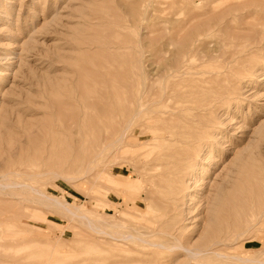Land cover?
<instances>
[{
    "label": "rangeland",
    "instance_id": "374dc122",
    "mask_svg": "<svg viewBox=\"0 0 264 264\" xmlns=\"http://www.w3.org/2000/svg\"><path fill=\"white\" fill-rule=\"evenodd\" d=\"M0 264H264V0H0Z\"/></svg>",
    "mask_w": 264,
    "mask_h": 264
},
{
    "label": "bare ground",
    "instance_id": "6f19581e",
    "mask_svg": "<svg viewBox=\"0 0 264 264\" xmlns=\"http://www.w3.org/2000/svg\"><path fill=\"white\" fill-rule=\"evenodd\" d=\"M177 24H180V22H178ZM179 32H181V31H179ZM205 32H206V30L204 29L203 24H201V25L195 26L192 30L188 31L186 34H184L181 37L178 35L179 36L178 41H179L180 44L178 45V47L172 53V56H171L170 59H173V61H168L167 65L165 66V68H168L169 70H172V72L174 71L175 73H179V74H190L193 77L195 75H201V73L196 70V67H195V72L194 73L190 72V71H191V69H194L193 68L194 66L191 67L192 61H202V62L205 63V62L211 61L212 58H213V57H211L209 55V52L203 50V48H205V43L203 42V37L205 36L204 35ZM170 59H168V60H170ZM193 65H194V63H193ZM195 79H197V78H195ZM190 80H191V78H190ZM191 83H193V81ZM199 89L197 88V90H199ZM190 95H192V94H190ZM153 104H155V102H153ZM137 105H138L137 106L138 109L143 108V110H144V106L145 105H144V102L142 100H140L139 104H137ZM136 113H137V109L133 108L131 114H129L128 116H126V117H124L122 119L120 126L115 130L113 135H111V137L109 139H108V137L104 138V142H102V143H101L102 140L100 141V143H101L100 146H103L104 148L105 147L109 148V147L115 146V145H117L119 143H122L126 138H128V137H126L127 136L126 134H127L128 124L131 122V120L136 115ZM140 113H141V111H140ZM159 115H166V113L163 112V113H160ZM168 116H171V115L169 114ZM124 122H126V123H124ZM202 149H201V151H202ZM42 196H44L45 198H48V199H52V198L48 197L46 194H44V193H42ZM52 200L55 201L57 204L62 205V203H60L59 201H57L55 199H52ZM131 237H135V236H133V235L123 236L124 239H128V238H131ZM139 240H141V242L143 241L142 239H139ZM143 243H145V242L143 241ZM146 244H148V243H146ZM154 245H156V247L158 246L157 248H160V249L164 248L163 245H159V244H152L151 246H154ZM175 247H177V246H175ZM172 248L174 249V247H172ZM172 248H170V249H172ZM175 249H177V248H175ZM181 249L185 250L186 248H181ZM162 250H165V249H162ZM186 250L188 251V253H190L191 257H195V256H198L200 254L197 251H191L189 249H186ZM205 253L206 252H204V254Z\"/></svg>",
    "mask_w": 264,
    "mask_h": 264
}]
</instances>
